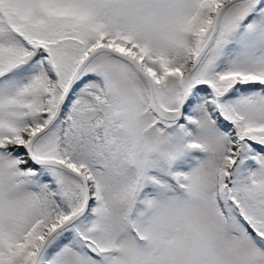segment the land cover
I'll use <instances>...</instances> for the list:
<instances>
[{"label": "snow or ice", "instance_id": "1", "mask_svg": "<svg viewBox=\"0 0 264 264\" xmlns=\"http://www.w3.org/2000/svg\"><path fill=\"white\" fill-rule=\"evenodd\" d=\"M0 264H264V0H0Z\"/></svg>", "mask_w": 264, "mask_h": 264}]
</instances>
